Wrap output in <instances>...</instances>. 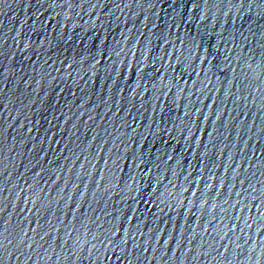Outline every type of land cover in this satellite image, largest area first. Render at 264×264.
I'll return each mask as SVG.
<instances>
[{
    "label": "water",
    "instance_id": "water-1",
    "mask_svg": "<svg viewBox=\"0 0 264 264\" xmlns=\"http://www.w3.org/2000/svg\"><path fill=\"white\" fill-rule=\"evenodd\" d=\"M78 2L0 0V260L264 264V0Z\"/></svg>",
    "mask_w": 264,
    "mask_h": 264
},
{
    "label": "snow or ice",
    "instance_id": "snow-or-ice-1",
    "mask_svg": "<svg viewBox=\"0 0 264 264\" xmlns=\"http://www.w3.org/2000/svg\"><path fill=\"white\" fill-rule=\"evenodd\" d=\"M173 2H175V0H173ZM203 2L205 4H207L208 0H203ZM192 3H193V6L195 8H200V6H201L200 3L197 2V0H192ZM243 5H244V0H240V6L243 7ZM58 6H60L62 9L63 8H68L69 10H73L74 11L75 8L81 7V4L78 2V0H63V3L58 5ZM49 7H51V5H49ZM161 31H163V29ZM198 37H199V39H198ZM57 39H64V36L61 35L60 37H57ZM164 39H167V37H164ZM202 39L203 38H202L201 34L200 33H196V34L190 36L189 38H187L185 41H182V43L185 44V47L188 48V56L185 57L184 60H181V64L184 65L185 62H187L188 67L191 68L192 73H194L196 75H200V72L204 71V69L200 68L199 65H203L205 63L211 65V61L208 60L207 57H212V59H216L217 58L216 56L213 55V53L211 51H209V49H207V48L202 49ZM220 39H223V37L221 36ZM233 39H235V37H233ZM245 39H246V37H245ZM201 49L204 52L207 53L206 57L201 59V57L198 56V55L197 56H193L194 52H196L197 50H201ZM218 51H219V48H217V52ZM129 52L131 53V49H129ZM114 54L117 55V56L119 55V53H114ZM8 55H10V53L0 52V56H4L5 58H7ZM104 55H107V53H104ZM141 55H143V51L142 50H141ZM165 55H167V53H165ZM181 55H182V53H181ZM109 59H110V57H109ZM227 59H228V56L226 55L225 56V60H227ZM93 60H96L95 56H93ZM96 62L99 63L100 61H96ZM139 62L140 61L138 60L137 63L139 64ZM45 63H47V61H45ZM68 66L71 67V65H68ZM217 66H218V64L217 65H212V67H217ZM93 67H95V65H93ZM212 67H209L207 69V71H211ZM113 70L115 71V68ZM124 70H128V65L127 64L124 65ZM184 72L185 73L188 72V68L187 67L184 69ZM46 74L47 75H51V73H47V72H46ZM132 74H133V76L136 75L135 70H133ZM122 75H123V72H121V76ZM148 75H149L148 73H145V76H148ZM205 76H207V72H205ZM53 79H56V78L53 77ZM181 79H183V76L181 77ZM173 86L174 87H179L178 84L173 85ZM33 91H35V89H33ZM52 91L55 92L56 90L53 89ZM133 91H134V89H133ZM45 95H47V93H45ZM73 95H75V94L73 93ZM21 103H23V102L21 101ZM32 103H36V101H32ZM58 103H59V101H57V104ZM48 107H51V105L49 104ZM68 110L71 111V108H69ZM185 115H187V113H185ZM56 119H58V118H56ZM49 123H51V121H49ZM28 130L31 131V129H28ZM189 131H191V130L189 129ZM169 159H171V157H169ZM206 187H207V185H206ZM8 243H12V241L9 240ZM28 247H31V245H28ZM21 255H24V253L21 252ZM17 259H18V257H17ZM0 264H3L2 260H0Z\"/></svg>",
    "mask_w": 264,
    "mask_h": 264
}]
</instances>
